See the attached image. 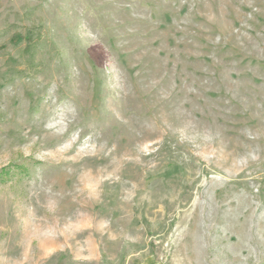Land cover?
Here are the masks:
<instances>
[{"label":"rangeland","instance_id":"obj_1","mask_svg":"<svg viewBox=\"0 0 264 264\" xmlns=\"http://www.w3.org/2000/svg\"><path fill=\"white\" fill-rule=\"evenodd\" d=\"M0 264H264V0H0Z\"/></svg>","mask_w":264,"mask_h":264}]
</instances>
